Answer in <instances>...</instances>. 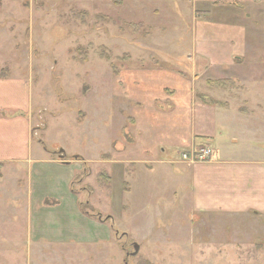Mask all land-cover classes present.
Returning <instances> with one entry per match:
<instances>
[{
	"label": "rangeland",
	"instance_id": "obj_1",
	"mask_svg": "<svg viewBox=\"0 0 264 264\" xmlns=\"http://www.w3.org/2000/svg\"><path fill=\"white\" fill-rule=\"evenodd\" d=\"M206 2L0 0V76L31 80L34 141L42 140L57 157L55 145L86 159L89 168L79 172L72 189L88 191V197L82 195L85 211L113 231L112 242L98 251L95 245L30 244L23 188L28 173L9 164L0 170V264H264V220L251 212L232 218L195 215L179 199L174 167L137 173L133 186L131 170L119 172L107 161L132 132L133 106L121 82L142 64L192 68L186 54L192 50L195 13L206 11ZM122 66L127 70L117 78L113 67ZM254 66L244 68L255 74L244 73L242 83L254 86L264 78L258 62ZM255 115L256 121L234 130L237 144L228 136L213 148L254 159L252 147L264 148V118L259 121L264 108ZM134 244L140 247L137 256Z\"/></svg>",
	"mask_w": 264,
	"mask_h": 264
},
{
	"label": "crops",
	"instance_id": "obj_2",
	"mask_svg": "<svg viewBox=\"0 0 264 264\" xmlns=\"http://www.w3.org/2000/svg\"><path fill=\"white\" fill-rule=\"evenodd\" d=\"M205 2L209 8L195 13L198 21L192 50L186 54L192 59V68L184 71L142 64L121 82L133 106L132 132L107 161L119 172L131 170L133 186L137 173L163 164L174 167L181 190L178 198L195 215L232 218L251 212L264 220L262 145L252 147L255 158L248 160L213 148L217 140L228 136L237 144L234 130L249 119L256 121L255 114L264 108V78L253 82L254 86L251 81L242 83L244 73L247 78L255 74L254 70L246 74L244 68L254 69L256 62L264 77V0ZM250 29L254 31L251 37ZM126 70L122 66L116 77L122 78ZM228 87L235 94H229ZM32 92L29 78L0 76V163L3 170L9 164L27 170L23 188L28 242L104 249L113 240L112 228L83 212L88 191L77 194L72 189L88 162L83 157L63 161L42 140L34 141ZM205 146L213 151L210 161L192 164L182 158ZM46 250L42 249L50 257Z\"/></svg>",
	"mask_w": 264,
	"mask_h": 264
},
{
	"label": "built area",
	"instance_id": "obj_3",
	"mask_svg": "<svg viewBox=\"0 0 264 264\" xmlns=\"http://www.w3.org/2000/svg\"><path fill=\"white\" fill-rule=\"evenodd\" d=\"M183 159L190 161V163L207 162L213 157V151L210 147H202L198 150H194L191 154H184Z\"/></svg>",
	"mask_w": 264,
	"mask_h": 264
},
{
	"label": "trees",
	"instance_id": "obj_4",
	"mask_svg": "<svg viewBox=\"0 0 264 264\" xmlns=\"http://www.w3.org/2000/svg\"><path fill=\"white\" fill-rule=\"evenodd\" d=\"M113 70H114V75L115 76H117V74H118V68H116V67H113ZM61 147L59 146V145H55V148L54 149H56V150H58L59 151V149H60ZM53 153L54 154H58L56 151L54 152L53 151ZM70 158L71 159H73V160H83L82 159V157H80V156H70V157H68V156H66L65 155V152L63 153V157H62V160H70ZM2 168H3V165L0 163V170H2ZM46 204H55V202H49V201H46ZM81 208H82V210H83V212L84 213H87L86 211H85V209H83V207L81 206ZM88 214V213H87ZM99 215V214H98Z\"/></svg>",
	"mask_w": 264,
	"mask_h": 264
},
{
	"label": "water",
	"instance_id": "obj_5",
	"mask_svg": "<svg viewBox=\"0 0 264 264\" xmlns=\"http://www.w3.org/2000/svg\"><path fill=\"white\" fill-rule=\"evenodd\" d=\"M59 153H60L59 157L62 158L64 151L62 149H60ZM133 247H134V252L132 253V256H137L139 251H140V247L138 244H134Z\"/></svg>",
	"mask_w": 264,
	"mask_h": 264
}]
</instances>
